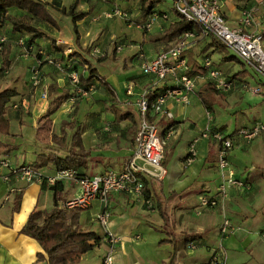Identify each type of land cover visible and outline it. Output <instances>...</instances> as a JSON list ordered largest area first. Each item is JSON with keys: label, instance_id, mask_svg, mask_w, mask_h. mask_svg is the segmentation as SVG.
I'll use <instances>...</instances> for the list:
<instances>
[{"label": "crops", "instance_id": "0c3cea01", "mask_svg": "<svg viewBox=\"0 0 264 264\" xmlns=\"http://www.w3.org/2000/svg\"><path fill=\"white\" fill-rule=\"evenodd\" d=\"M42 1L55 6L59 4L58 1L52 3L53 0ZM115 2L116 0H109L110 9L100 8L96 14L111 12L114 8L120 9L125 14L129 12L127 7L129 2L122 8ZM61 6L63 5L60 4L58 7ZM83 6L82 0H79V10L86 11ZM257 6V0H222L220 12L230 27H236L241 10L252 7L256 8V14H259ZM152 11L165 13L167 19H158L154 32H150V30L146 32L151 42L150 54H146V56L142 54L147 59L153 58L159 51L171 45L172 42L165 43L162 40L158 41V38H161L170 24L178 21V16L174 12V15L171 16L167 11L155 10L154 8ZM13 12H15L14 15L22 14L20 11L13 10L8 13L13 14ZM94 16L92 15L91 18L86 16L77 23V30L80 35L82 29H79V24L82 25L83 39L89 35L90 32L88 31H95L97 24L93 26L92 23L94 22L91 21ZM135 16L138 17L135 24L145 20L144 16L140 14ZM116 18L102 19L115 20ZM85 19L88 21L87 25L92 26H83ZM100 25L98 24L101 31L106 28L105 25ZM7 28L10 29V26L7 25ZM101 31L96 32L98 33L96 38L100 36ZM16 36V33L8 34L12 41ZM12 41L10 42L9 54L10 67L14 63L13 55H15V51H18ZM115 42L123 46L131 45L127 43L128 41L121 43L115 40ZM212 42V39L199 41L187 52V61L193 71H202L197 70L193 64L196 63L200 67L202 59L209 57V53L215 50V45ZM109 49L115 57L116 51L111 44ZM140 50L142 52V48ZM75 52L88 60L79 49H75ZM138 60L141 63V60ZM18 62L20 63V61ZM124 66H126V61H124ZM41 70L48 78L47 80L53 79V81L58 82L53 83L52 86L59 90L58 95L64 91L72 93L70 83L67 84L65 78L57 74V69L53 71L42 66ZM92 70H94L93 74L84 72L81 75L83 78L81 84L84 86L92 85L94 91L96 89L95 98L90 99V101L86 99L75 101L72 110H70V105L73 103L67 105L68 101L61 106L64 108L62 114L68 118L73 116L70 121L79 120L81 145L90 155L85 166L77 171L79 175L84 177H92L91 174L95 176L120 171L130 158L138 118L134 103L135 96L151 81V77L142 75V73L128 78L127 80L133 84L136 93L132 97H127L123 89L121 91L110 80H102L101 77L99 79L93 64ZM195 74L197 72L193 73V75ZM91 76L92 79L88 82ZM197 76L196 91L190 97L188 105H176L172 101H168L167 108L172 113L173 118L166 121L160 117H155V122L162 136L165 130L171 131V135L165 144L167 146L164 149L166 154L171 149L170 158L165 165L163 164L167 172L166 176L162 180L151 178L148 175L143 176L144 192L142 197H135L126 193H112L108 199L107 211L110 218L106 230L119 239L114 245V264H208L211 256L218 252L223 253L226 264H264V237L260 235L264 230V133L250 142L235 136V132L240 128L251 127L256 122H264V97L250 95L243 90V85L249 84V82L244 78L242 79L241 76L231 75L229 77L236 81L234 87L230 92L224 94L225 105L220 108L219 116L217 115L216 118L212 116V120L209 122L212 130L232 139L233 146L227 155L228 167L233 171L234 179L242 182L244 187L230 186L223 181V174L226 175L227 171L222 173L217 165L218 144L211 139L199 138V134L207 124V110L203 108L196 92L207 82L201 79L200 75ZM252 79L254 83L257 82L255 77ZM18 83H14L10 89H16L18 92L16 87ZM24 84L26 85L22 87L23 93L18 92V96L14 98L21 103L18 105V109L12 108L7 111L9 135H0V159H8L12 166L30 164L37 158V155H47L50 152L46 148L50 134L53 133L57 136L61 134H57L54 130L55 112L52 116L51 130L46 134L43 133L41 135L42 141H38L36 138L37 122L45 112L47 105L45 104L42 109L38 108L39 101L36 97L38 91L32 95L29 82H24ZM14 99L12 102L18 103ZM29 99H32V102ZM27 100L29 102H26ZM244 104H247V110L254 112L256 116L254 120L245 118L241 109ZM232 110L239 115L234 117V122H230L228 125L218 123L219 119H223L221 117L225 113H231ZM104 111L112 114V120H107V122L102 120ZM210 113L211 115L215 114L214 110ZM24 114L33 118L35 137L32 142L34 143V151L31 154L26 152L19 155L20 148L16 144L17 135L10 130V127H12V119L21 122ZM117 115L124 118H118ZM195 139H197V143L195 144L194 160L186 165L185 158L188 155L189 145ZM4 145L11 146L9 153H6ZM59 154L63 156L62 152ZM5 172V170H1L0 175ZM37 172L42 180L53 177L57 170L52 165H48ZM40 183V180L25 183L16 178H11L10 182L6 183L0 176V264H47L46 261H38L37 259V254L42 251L39 244L23 232V227L32 211L49 212L54 208V193L51 186L46 182L42 188ZM222 184L225 186L224 209L216 206L215 208L204 209L202 214H197L198 210L203 209L196 210L202 196L209 200L219 201V188ZM60 185L59 209L62 208L61 205L64 201L80 192L79 187L72 181H64ZM50 200H52V206L50 210H47L46 207ZM102 211L101 202L95 200L88 209L66 211V216L68 220L77 217L80 230L92 231L95 224L100 226L96 217ZM224 217L229 220L233 227V232L225 237L219 233V227ZM100 230L101 232L97 234L99 243L90 251L100 248L104 250L103 256H100L96 264L101 263L109 248L101 226ZM189 235L195 236L196 240L178 252L172 262L174 249L169 241L171 239L181 240ZM163 240L166 242L160 243ZM88 253L81 257L80 264H84Z\"/></svg>", "mask_w": 264, "mask_h": 264}, {"label": "built area", "instance_id": "2783aa9c", "mask_svg": "<svg viewBox=\"0 0 264 264\" xmlns=\"http://www.w3.org/2000/svg\"><path fill=\"white\" fill-rule=\"evenodd\" d=\"M167 1V0H163ZM172 8L185 21L193 23L195 27L191 30L181 32L167 48L159 51L153 58L147 59L142 52H139L138 59L141 60L142 75L151 77V81L137 93L134 91L132 83H127L125 95L132 97L136 93L135 106L137 111V126L133 138V147L130 158L125 162L120 171L107 172L92 177L78 176L73 170L57 171L51 178H45L50 186L64 181L74 182L80 192L74 197L64 201L62 208L67 210H86L93 201L99 200L103 211L99 213L96 220L104 230V238L109 244V248L102 258L100 264H114V245L118 242V237L106 230L110 214L107 211L108 199L112 193H126L135 197H142L144 192L143 176L162 180L167 172L163 165L164 144L171 135L170 130H165L164 135L160 134L155 122V117H160L166 121L173 118L172 113L167 108V102L172 101L176 105L186 106L190 97L196 91L197 75L201 76L205 82L211 84L220 94L230 92L234 83V78L226 76L213 64L209 57L202 59L201 70L195 71L188 64L186 54L199 41L212 39L219 43L221 47L231 52L237 60L253 71L257 82L252 87L249 84L243 85V90L256 96L264 97V0H257L259 14H256L252 7L241 10L236 27H230L221 15L220 8L222 0H170ZM104 18L121 17L127 15L120 9L114 8L111 12L103 13ZM163 18H166L163 16ZM156 14H150L141 23L136 24V28L143 32H148L152 25L158 21ZM6 42V38L0 35L1 45ZM18 45L24 47L23 41L19 40ZM114 50L119 52L123 45L111 42ZM27 54L29 49L23 48ZM39 54H42L39 52ZM90 56L104 57L97 50L90 52ZM97 55V56H96ZM39 64L30 68V84L33 94L38 91L39 108L42 109L47 102V88L40 87L43 77L38 69ZM60 71L62 65H55ZM72 93L68 103L72 104L77 100L87 99L94 93L92 85H82L76 73L68 74ZM13 108H17L16 105ZM207 124L199 134L201 139H211L218 144L217 165L224 175V182L230 186L244 187L243 183L234 179V173L228 167L227 155L232 149V139L224 137L221 133L210 128L209 122L212 115L206 112ZM106 130V129H105ZM264 133V122H256L251 127L240 128L235 132V136L241 137L244 141L250 142ZM195 139L188 149L185 164L189 165L195 157ZM4 182L9 183L11 178L20 179L25 183L41 181L38 172L34 171L29 164L12 166L8 159H0V171ZM222 199L225 197V186L219 188ZM217 201L201 197L199 206L215 207ZM232 230V226L227 218H223L219 233L223 237ZM264 237V230L260 233ZM208 264H226L223 253L218 252L211 256Z\"/></svg>", "mask_w": 264, "mask_h": 264}, {"label": "trees", "instance_id": "16d2710c", "mask_svg": "<svg viewBox=\"0 0 264 264\" xmlns=\"http://www.w3.org/2000/svg\"><path fill=\"white\" fill-rule=\"evenodd\" d=\"M118 1L128 2L129 0ZM156 3H158V0H140V9L144 19L150 14L158 15L159 19L165 16L166 18L164 19H167V15L165 13L152 11ZM78 5L79 0H73L68 7H58L47 2H43L42 0H0V35L6 38V42L1 45L0 74L4 73L10 66L9 37L7 35V39L6 35L2 33V24L8 23L11 34H17L14 39L16 47L22 50L23 53H25L23 48L29 49L28 53H30L29 51L33 49L34 44L38 40H47L52 45L55 44V39L50 33L31 24L32 18H37L47 22L55 28L57 25L53 17L48 14V10H50L55 12L57 15L70 18L74 33V43L77 45L79 38L77 23L89 14L88 11L77 9ZM171 9L174 11L173 8ZM10 10L20 11L22 14L14 16L8 13ZM174 13L178 16V21L170 24L167 30L162 34L161 38H158V41L162 40L165 43L172 42L181 32L191 30L195 27L193 23L187 22L181 18L176 11H174ZM19 40L23 41L24 47L18 45ZM212 44L215 45L214 51L222 48L221 45L214 40ZM89 49L90 48H86L84 52H88ZM59 51H64V47H61ZM104 59L105 56L97 61L101 62ZM224 59L227 61L235 58L225 57ZM193 65L197 70H201V66L199 67L196 63ZM91 72L93 74L94 70H91ZM91 79L92 76L88 79V82H90ZM79 80L80 82L83 81L81 75ZM58 92L59 90L52 87L48 93V105L45 112L42 116H40L37 122L36 138L38 141H42L41 135L43 133L46 134L51 130L53 114L63 104H65L71 96V94L67 91L62 92L60 95H58ZM196 94L203 108L209 112H212L214 106L224 107L225 105V95L218 93L209 83H204L198 89ZM17 96L18 92L15 89L8 88L0 91V135L2 136L9 135V122L6 116L7 108L10 106L12 100ZM14 105H12L11 108ZM119 117H122V119L124 118L123 116ZM73 122L74 121L70 123H63L64 128L68 127L69 129H76L69 139L64 130H61V134L59 136L53 133L50 134V139L46 145V148L50 152L47 155H37L35 161L29 164L34 171L37 172L41 168L52 165L57 171L73 170L78 174L77 171L85 166V162L90 155L89 152L82 148L79 126ZM4 148L6 149V153L11 151V146L9 145H4ZM170 150L168 151V154L164 153V165L170 157ZM61 152L63 153V156L59 154ZM78 176L81 175L78 174ZM45 184V179H42L40 183L42 188ZM60 184L61 183L58 182L51 186V190H53L54 193V208L49 212L32 211L23 227V232L34 239L41 247V253L37 254L38 261H46L47 264H80L81 257L90 252L99 243V237L93 231L80 230L77 223V217L68 220L66 210L58 208V195L61 192ZM195 240V236L192 235L186 236L181 240L171 239L169 242L173 245L174 249L172 262L175 260L178 252L185 249ZM164 242L166 241H160V243Z\"/></svg>", "mask_w": 264, "mask_h": 264}, {"label": "rangeland", "instance_id": "374dc122", "mask_svg": "<svg viewBox=\"0 0 264 264\" xmlns=\"http://www.w3.org/2000/svg\"><path fill=\"white\" fill-rule=\"evenodd\" d=\"M56 1H58L59 3L58 6H60L61 4L64 7H68L73 0H53L52 3H55ZM108 1L109 0H82V4L84 5L83 9L86 11H89L90 13L88 15L89 18H91L92 15H95L94 18L91 20L92 22H94L92 23L93 26L95 24L97 25H95V31L94 30L88 31L90 32L89 35H86L87 38L83 39L84 37L83 28H82V25L79 24V29L80 30L82 29L81 31L82 34L80 35L78 32V37H79L78 44H77L78 46L75 45L74 43V33L72 30V22L70 18L57 15L55 12L48 10V14L51 15V17H53L57 25L56 26L57 28L52 27L47 22L42 21L40 19L32 18L31 24L37 28L43 29L47 31L48 33H50L55 39V44L52 45L47 40H38L36 41L38 43H35L33 46V49L29 51L30 53L25 54L19 48H17L18 51L14 50L16 53H14L15 55H13V62H14L13 66L11 67L9 66V68L4 73L0 74V91L5 89L6 87L10 88L11 86L14 85V83L19 82L16 85V87L18 89V92L23 93L22 87L26 85L24 84V82L28 81L29 86H30L29 70H30L31 65L33 64H39L38 69L40 70V72H42L41 70L42 66H46V69L50 68L53 71L57 69L56 70L57 74L63 76L65 78V81H67V84L70 83L68 74L76 73L78 74L79 77L84 72H88L89 74H92L91 70H92V64H93L95 65L99 79L101 77L102 80L104 79L110 80L112 84L118 87L121 91L123 89L125 93L126 84L129 83L127 79L132 78L133 76H137L139 75V73H141L140 61L137 59L139 52L141 51L140 49L142 48V53L145 56L146 54L149 55L151 42L149 41V37L146 32L140 31L139 29L135 27L136 26L135 22H137V18H138L135 15L136 14L142 15L141 9H140L141 8L140 0H129L128 1L129 3L127 7L129 8L128 9L129 12L126 14L127 15L126 18L117 17L115 20L113 19L105 20V19H102L104 18L103 12L101 14H98V13L96 14V12H98L100 8L109 10L110 3H108ZM115 4L122 8L127 5V2H121V1L116 0ZM171 6H172L171 1L167 0L165 2L161 1V3H156L153 8L155 10L167 11L169 15L173 16L174 11H172ZM77 9H79V7ZM13 11H16V10H13ZM14 13L15 12H13V14L11 15H14ZM87 22H88L87 19H85L83 26H92V25H87ZM98 24L99 26H101L100 24H103L106 26V28H104L101 31ZM156 24L157 22L154 25H152L150 32H154L155 30L154 27L156 26ZM7 25L8 23H4L2 24V27H1V31L2 33L6 35V37L8 34L11 33L10 29L7 28ZM99 31H101V33H99L100 36L96 38V35L98 34L96 32H99ZM102 33H103V36L101 37ZM115 40L121 43H125L128 41L127 43L131 45L123 46L122 51L119 53L116 52L115 53L116 56L114 57L111 54L110 52L111 49H109V47H110L111 42ZM11 41L12 40L9 39V43ZM12 42L14 43V41ZM61 47H64V51L62 52L59 51ZM86 48H90V49L88 52L85 53L84 50ZM75 49H79V51L82 52L88 58V60H85L82 57V55H80L78 52H75ZM94 50H97L100 54H104L105 59L102 60L101 62H98L97 60L102 58L101 56L100 57H98L97 55H96L97 57L90 56L89 55L90 52H93ZM39 52H41L42 54H39ZM186 57H187V54H186ZM209 57L211 61L214 63V65L216 66V68H218L226 76H231V75L241 76L242 79L244 78V80L249 82L250 86L252 87L254 86L255 83L252 78L256 76L254 75L253 71L247 68L246 66H244L243 63H241L239 60H237L231 52L223 48H220L218 50L216 49V51H211L209 53ZM225 57H233L235 59L226 61L224 59ZM18 61H20V63ZM124 61H126V66H124ZM0 63H1V55H0ZM57 63L62 65L61 71L55 66ZM42 75L44 79L42 81V84L40 83L39 86L46 87L47 93H49L50 89L54 85L53 83H58V82L53 81V79L50 81L47 80L48 78H46L43 72H42ZM46 75L48 76V74ZM30 89L32 92L31 94L34 95L33 89L31 88V86H30ZM36 94H37L36 97L38 98L39 93L37 92ZM95 96H96V89L94 93L86 100L87 101H90V99L93 100ZM14 100L18 101V99H14ZM29 100L32 102V99H29ZM29 100H27L26 102H29ZM48 102H49V97H47L46 105H48ZM15 103L17 102H11L10 106L7 108V111H10L13 108V107L11 108V106L14 105ZM74 103L73 105H70V110L74 108L75 106ZM20 104L21 103L18 101V103L16 104L17 108L15 109H18V105ZM66 104L69 105L68 102ZM246 106L247 104H244V106L241 107L242 112L244 113L245 118L252 121L256 118V116L253 111L247 110ZM220 108L221 107L219 106H214L213 110L215 114H212V116H214L215 118L217 115L219 116L221 112ZM63 109L64 108L60 107L55 113L56 123L54 126V130L57 134H60L61 130H64L69 139L72 133L76 129L75 128L69 129L68 127H65V128L63 127V123H66V122L70 123L72 122L70 121L71 118H73V116L68 118L64 114H62L64 112ZM230 112L231 113L228 112V114L225 113L223 117H221L223 119L221 120L219 119L218 123H223V124L228 125L230 122H234L233 121L234 117H238L239 115L237 114V112H233V110ZM82 115L83 113L80 115L81 118H82ZM112 117H113L112 114L108 112L104 111L102 113V120H105V122H107V120H112L111 119ZM32 122H33L32 116L27 115V114H24L22 116L21 122H19L17 119H12V127H10V130H12L13 133H15V135H17L16 144L19 146L18 148H20L19 155L25 154L26 152H28V154H31L34 151L33 149L34 143L32 141L34 140V137H35V130L33 128ZM74 122L77 125L79 123V120L78 121L74 120ZM165 144H164V149L167 146V145L165 146ZM232 146H233V143H232ZM33 161H35V159ZM90 176H93V174H91ZM218 196H219L218 197L219 201L215 200L217 201L216 206L220 209H224V205H225L223 203L224 199H222L220 195ZM51 206H52V200H50V203L49 205H47L46 209L50 210ZM207 208H211V207L208 206L202 209L198 205V207H196V210L197 209H202V210H198L197 214H202L203 210ZM65 210L66 211H77V210H67V209ZM92 231L95 232L96 234L100 233L101 232L100 226L98 224H95L92 227ZM231 232H233V227H232ZM103 254H104V250L102 248L96 249L88 253L87 256L85 257L84 264H96L100 256H103Z\"/></svg>", "mask_w": 264, "mask_h": 264}]
</instances>
